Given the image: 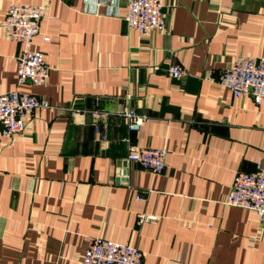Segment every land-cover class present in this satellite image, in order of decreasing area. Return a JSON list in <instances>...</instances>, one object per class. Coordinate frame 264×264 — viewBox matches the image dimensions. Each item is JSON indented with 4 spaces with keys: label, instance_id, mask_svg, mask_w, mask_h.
<instances>
[{
    "label": "crops",
    "instance_id": "obj_1",
    "mask_svg": "<svg viewBox=\"0 0 264 264\" xmlns=\"http://www.w3.org/2000/svg\"><path fill=\"white\" fill-rule=\"evenodd\" d=\"M12 2L43 8L42 84L17 83ZM161 2L164 28L144 36L126 0H0V94L50 104L0 136V264H81L94 237L136 246L142 264H264V220L225 203L237 173L264 168V100L218 83L236 59L264 56V0ZM126 108L146 116L138 130ZM143 147L166 150L162 172L127 160Z\"/></svg>",
    "mask_w": 264,
    "mask_h": 264
},
{
    "label": "built area",
    "instance_id": "obj_2",
    "mask_svg": "<svg viewBox=\"0 0 264 264\" xmlns=\"http://www.w3.org/2000/svg\"><path fill=\"white\" fill-rule=\"evenodd\" d=\"M106 0H99L103 3ZM44 15L42 6L29 3L12 2L2 20L8 38L21 43L22 50L17 57V83L42 84L49 74L41 51L33 49L32 42L37 35L40 21ZM124 19L127 27L137 30L144 36H150L155 30L165 26V16L161 0H126ZM48 41V38H44ZM180 65L168 68L173 78L185 75ZM218 83L236 97L250 95L256 103L264 100V56L238 58L228 64L221 72ZM49 102L35 94L20 92L17 89L0 94V136L10 139L22 132L25 120L35 110L48 108ZM128 127L138 130L146 116L131 108L118 112ZM90 115L94 119L97 132L102 131L104 112L93 109ZM104 137V135H101ZM166 150L164 148H135L127 156L140 168L160 173L165 168ZM137 198H140L139 196ZM230 206L253 211L264 220V168L258 166L253 172L237 173L231 183L225 199ZM152 220L154 216L140 214V220ZM143 254L134 245L116 242L103 237L91 238L84 250L81 264H142Z\"/></svg>",
    "mask_w": 264,
    "mask_h": 264
}]
</instances>
